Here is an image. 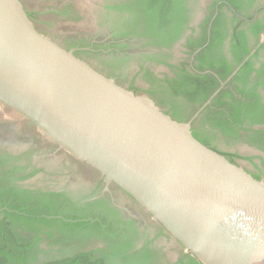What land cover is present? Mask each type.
<instances>
[{
    "label": "flooded vegetation",
    "instance_id": "flooded-vegetation-1",
    "mask_svg": "<svg viewBox=\"0 0 264 264\" xmlns=\"http://www.w3.org/2000/svg\"><path fill=\"white\" fill-rule=\"evenodd\" d=\"M232 1L39 0L30 8L21 0L39 32L41 26L53 30L48 36L117 84L151 97L165 112L189 116L191 130L207 138L208 147L264 180L263 104L255 111L240 107L238 118L227 117L228 111L237 114L240 95L232 90L231 98L224 97L230 104L235 99L232 106H211L223 86L212 70L206 72L218 78V91L194 118L215 90L200 105L174 93V80L186 72H205L195 65L206 60L223 56L232 77L243 62L234 59V26L247 41L244 58L252 56L253 68H259L264 48L253 54L264 43V31L257 38L250 25L256 19L264 23V0ZM218 14L222 41L197 59ZM50 19L61 25L54 27ZM261 80L251 71L244 87L250 96L256 87L264 103ZM0 232L6 251L0 264L201 263L118 184L106 182L98 170L2 103Z\"/></svg>",
    "mask_w": 264,
    "mask_h": 264
},
{
    "label": "water",
    "instance_id": "water-1",
    "mask_svg": "<svg viewBox=\"0 0 264 264\" xmlns=\"http://www.w3.org/2000/svg\"><path fill=\"white\" fill-rule=\"evenodd\" d=\"M0 103L118 184L202 264H264V180L43 35L21 0H0Z\"/></svg>",
    "mask_w": 264,
    "mask_h": 264
},
{
    "label": "trees",
    "instance_id": "trees-1",
    "mask_svg": "<svg viewBox=\"0 0 264 264\" xmlns=\"http://www.w3.org/2000/svg\"><path fill=\"white\" fill-rule=\"evenodd\" d=\"M229 2L234 5V2L232 0H229ZM220 15H217V19L213 22L210 30V37L209 42L207 46L199 51L195 58L200 59L206 56V53L208 52V49L211 47H214L215 45L221 43L223 36L221 35L220 31L217 27V20H220ZM250 28L253 29V32L255 33V37L258 38L259 34L264 31V23L261 24L258 19H256L251 25ZM218 30V31H217ZM217 31V32H216ZM232 48L233 52L236 53V61L243 60L241 66L237 71L232 75V77L228 78L227 76L231 74V64L229 65L227 63L226 58L221 56L218 60H206L202 63H198L195 65V68L199 71H205L203 73H183L181 76V79L174 80V93L181 94L184 96V98L189 102H196L197 105H200L202 102L208 98V96L219 86V80L223 81V86L221 87L218 94L211 100L210 105L218 107L223 102L227 103L232 106V104L235 102V99L231 100L234 101L231 104L229 102H226L224 100V97H232V90L239 93L240 97L237 99V107L238 110H235L234 113H229L226 115L227 117L230 116L234 119L238 118L239 115V108L243 107L244 109H250L251 111H255L257 107L261 104L264 105V103L261 102V97H259L258 92H256L255 88L253 87L252 95L250 96V93H246L247 89L244 87V84L247 83V78L249 77V74L251 71L258 72V76L261 75L264 78V60L260 63V66L258 69H254L252 66L251 57L244 58V55H246L249 51L247 47V41L244 35V32L242 29H237V26H234V31L231 36ZM203 42V41H202ZM202 42H200L198 45H200ZM197 45V46H198ZM264 48V43L260 44L257 49L254 51V56L258 53V49ZM227 66V67H226ZM207 70H212L214 73H216V76L211 75L210 73L206 72ZM260 83L263 85L264 88V81L261 80ZM258 83H255L254 85H257ZM262 106V105H261ZM208 107V106H207ZM235 107V106H234ZM196 107L193 108L195 110ZM192 110V111H193ZM228 110V109H227ZM173 119H176L177 121H186L189 116L179 114L176 111H166V113L169 114ZM221 112V111H220ZM255 120H253L254 122ZM192 134L203 144L208 146V139L205 137H201L198 134V131L192 130ZM1 234V232H0ZM5 254L6 251H3V247L0 246V255ZM78 260H72L71 262L67 264H79L77 262ZM20 263V262H19ZM202 264V263H198Z\"/></svg>",
    "mask_w": 264,
    "mask_h": 264
},
{
    "label": "rangeland",
    "instance_id": "rangeland-1",
    "mask_svg": "<svg viewBox=\"0 0 264 264\" xmlns=\"http://www.w3.org/2000/svg\"><path fill=\"white\" fill-rule=\"evenodd\" d=\"M38 1H39V0H24L25 4H26L27 6H29L30 8L33 7V6H38V4H39ZM50 20H51L52 22H54V24H55L54 27L57 26V25H59V26L61 25V24H59L58 21H54V20H52V19H50ZM41 28L43 29V31H42V32H43V33H42L43 35H45V36H47V37H49V38H51V36H48V35H54V31H53V30H50V29H48V28H46V29H47V30H46L43 26H41ZM49 30H50V31H49ZM48 32H49V33H48ZM46 34H47V35H46ZM51 39H52V38H51Z\"/></svg>",
    "mask_w": 264,
    "mask_h": 264
}]
</instances>
